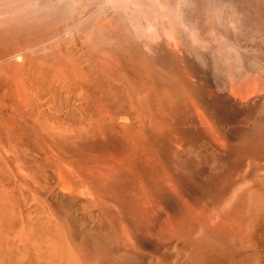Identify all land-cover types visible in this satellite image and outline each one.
Returning a JSON list of instances; mask_svg holds the SVG:
<instances>
[{
  "label": "bare ground",
  "instance_id": "obj_1",
  "mask_svg": "<svg viewBox=\"0 0 264 264\" xmlns=\"http://www.w3.org/2000/svg\"><path fill=\"white\" fill-rule=\"evenodd\" d=\"M263 152L264 0H0V161L43 209L17 264H237Z\"/></svg>",
  "mask_w": 264,
  "mask_h": 264
},
{
  "label": "rangeland",
  "instance_id": "obj_2",
  "mask_svg": "<svg viewBox=\"0 0 264 264\" xmlns=\"http://www.w3.org/2000/svg\"><path fill=\"white\" fill-rule=\"evenodd\" d=\"M78 90L79 89L76 85L70 87V99H72V101L78 99ZM35 102L36 104L34 108L36 112L40 109L46 112L49 111L55 116L59 115L57 108L50 100V95L48 93L40 94ZM76 120L82 121L83 118L80 114H77ZM258 156L259 157H255L256 160L254 159L252 161L254 164L250 163L251 170H248L247 173L248 177L251 178L250 185H253L252 188L255 190L258 189L257 192L260 191V194H264V155ZM251 186L249 187L251 188ZM245 191L247 192L246 189ZM262 201L264 200L262 199ZM41 206L42 202L35 192L26 186L4 163L0 161V249H2L0 253L3 252L5 248L10 247L14 251V255L16 254L14 258L16 264L20 262V260L22 263L26 260L24 263H27L28 260L32 259V250L28 245L27 232L33 213L35 211L40 215L43 213L41 212L43 210ZM260 215L258 214L253 222V226L249 228L246 235H243L242 237L236 235L237 237L235 236L233 238L234 243H238V247H240L239 244L242 242L239 243V239L242 238L241 240L245 243L242 248L243 250L240 251V253H237L235 258V260H237L235 263L237 264H264V210L260 212Z\"/></svg>",
  "mask_w": 264,
  "mask_h": 264
}]
</instances>
